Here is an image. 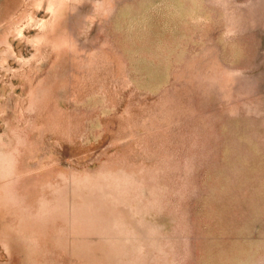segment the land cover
<instances>
[{"label":"rangeland","instance_id":"1","mask_svg":"<svg viewBox=\"0 0 264 264\" xmlns=\"http://www.w3.org/2000/svg\"><path fill=\"white\" fill-rule=\"evenodd\" d=\"M0 264H264V0H0Z\"/></svg>","mask_w":264,"mask_h":264}]
</instances>
